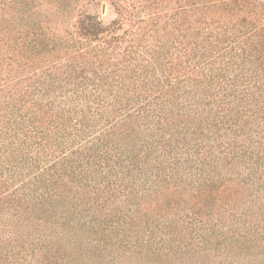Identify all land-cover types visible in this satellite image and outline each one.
Wrapping results in <instances>:
<instances>
[{
	"label": "trees",
	"instance_id": "1",
	"mask_svg": "<svg viewBox=\"0 0 264 264\" xmlns=\"http://www.w3.org/2000/svg\"><path fill=\"white\" fill-rule=\"evenodd\" d=\"M98 1L0 0V264H264V0Z\"/></svg>",
	"mask_w": 264,
	"mask_h": 264
},
{
	"label": "rangeland",
	"instance_id": "2",
	"mask_svg": "<svg viewBox=\"0 0 264 264\" xmlns=\"http://www.w3.org/2000/svg\"><path fill=\"white\" fill-rule=\"evenodd\" d=\"M176 1L177 0H168V3L166 5L169 8L175 9L177 7V4H178ZM112 2H113L112 0H100V1L95 2V3H91V5H88L89 12L92 14H97L99 16V19L106 23V21H109V20H111L117 16L116 9L112 5ZM103 3L107 4V13L106 14L102 13ZM48 8H49V6L43 5V6L38 8V11L43 13ZM78 8L81 9L80 12L82 13V11L84 10L85 7L83 8L81 5H79V7L76 6V9L74 11L73 10L71 11L69 18H68V21L70 20L73 23L78 19V17H77L78 13H79ZM57 28L60 29V25ZM122 32H123V30H121V33ZM99 39L92 40V41H89L90 40L89 39L88 41L94 45H97V46L102 45L103 48L106 49V34L103 36V40L101 39V41H100ZM99 65H102L101 69H99L98 67L96 69L98 71L103 72L106 75V60H104L102 62V64H98V66ZM93 75L96 76L95 74H93ZM102 89L104 90V92H106V87H102ZM253 197L254 196L244 194L240 200L243 199L242 202L252 201ZM182 205L183 206L181 208H185L183 202H182ZM220 205L222 206L221 209L223 210L225 215H230L229 212L238 211L237 207L238 206L240 207V204L238 202H235V200L234 201L233 200L220 201ZM185 232H181L180 236L185 238V239H188V235H186ZM93 238L99 239L98 242L93 239L95 245L104 246V241H106V238L103 235H99V236L93 237ZM182 240L183 241H178L174 245V248L170 250V255H151L150 257H148L145 254H138V256H137L138 258H144L147 261H151V263H147L144 260L137 259L136 257L134 259H132L128 255H125L120 260H122V262L134 263V264H198V263L199 264H206V263L216 262V260L213 258L215 256V253L218 252V250H215V249L212 250V249L205 248V249H202L203 251H200V250H197L193 247L188 246L187 241H185L184 239H182ZM204 244L205 243H202L201 247H203ZM89 246H91V245H89ZM196 251H199V252L194 253ZM117 252H118V250L116 249V253ZM116 253L110 254V257H113V256L118 257V255H116ZM107 256H109V253ZM263 256H264V252L262 250L249 249L248 248L244 251H241L240 257L239 258L236 257V258L239 260H249V259L254 260V259H260Z\"/></svg>",
	"mask_w": 264,
	"mask_h": 264
},
{
	"label": "water",
	"instance_id": "3",
	"mask_svg": "<svg viewBox=\"0 0 264 264\" xmlns=\"http://www.w3.org/2000/svg\"><path fill=\"white\" fill-rule=\"evenodd\" d=\"M102 13L103 14L107 13V4L106 3H103V5H102Z\"/></svg>",
	"mask_w": 264,
	"mask_h": 264
}]
</instances>
